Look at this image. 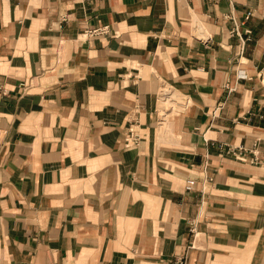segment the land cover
<instances>
[{
    "label": "crops",
    "instance_id": "obj_1",
    "mask_svg": "<svg viewBox=\"0 0 264 264\" xmlns=\"http://www.w3.org/2000/svg\"><path fill=\"white\" fill-rule=\"evenodd\" d=\"M181 258L264 264V0H0V264Z\"/></svg>",
    "mask_w": 264,
    "mask_h": 264
},
{
    "label": "built area",
    "instance_id": "obj_2",
    "mask_svg": "<svg viewBox=\"0 0 264 264\" xmlns=\"http://www.w3.org/2000/svg\"><path fill=\"white\" fill-rule=\"evenodd\" d=\"M226 18H227V20L232 21L234 24V29L231 30V33L238 34L237 24L235 23L233 17H231L230 15H227ZM106 28L107 27H102V28L95 29L94 31L106 32L107 31ZM139 141H140V136H139L138 131H135V129L132 126H128L127 130L124 132V135H123V146L125 148L134 147V146L138 145ZM253 154L255 155L254 152H253ZM239 159L244 160L243 157H240ZM194 184H195L194 179H187L185 181V186H184L185 190L191 191L194 187ZM173 264H186V263H185V260L183 258H181V259H178Z\"/></svg>",
    "mask_w": 264,
    "mask_h": 264
}]
</instances>
